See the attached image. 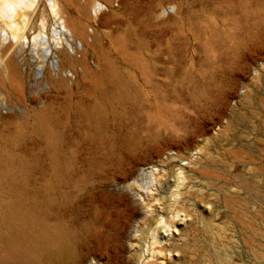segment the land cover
Returning <instances> with one entry per match:
<instances>
[{
	"label": "rangeland",
	"instance_id": "rangeland-1",
	"mask_svg": "<svg viewBox=\"0 0 264 264\" xmlns=\"http://www.w3.org/2000/svg\"><path fill=\"white\" fill-rule=\"evenodd\" d=\"M58 1L1 55L0 264H264V0Z\"/></svg>",
	"mask_w": 264,
	"mask_h": 264
},
{
	"label": "bare ground",
	"instance_id": "bare-ground-1",
	"mask_svg": "<svg viewBox=\"0 0 264 264\" xmlns=\"http://www.w3.org/2000/svg\"><path fill=\"white\" fill-rule=\"evenodd\" d=\"M49 2V8L56 19L59 26L54 30V33L56 36H63L66 35L67 32H70L68 29V26L66 24L65 20H62L63 18V9L61 7V4L58 0H48ZM41 10V3L39 0H0V60L1 55H4L7 53V51L12 47V44L10 46H5L4 43L10 40L12 37L14 40H18L20 38H24V29L29 25L31 21L35 19V17L38 15L39 11ZM100 9L96 10V14L100 12ZM44 15V14H43ZM46 18H42V25H41V32L34 37L35 45L36 41L40 38L42 39V34H45L44 29L46 26ZM60 21V22H59ZM1 22H2V32L5 34L4 38H1ZM67 31V32H66ZM55 36V37H56ZM62 39H57L56 45H61L59 41ZM46 43L49 44V39L46 38ZM49 50L51 48L49 47ZM59 54H65L64 50L59 51ZM180 178L179 180L182 181L184 179V170L185 168L180 167ZM177 201V198H176ZM180 217V215L174 216V222L173 225L170 226L171 230H174L175 226L174 223H177V219ZM164 222V220L162 219ZM64 253L61 252L59 255L56 256V259H60L64 257Z\"/></svg>",
	"mask_w": 264,
	"mask_h": 264
}]
</instances>
